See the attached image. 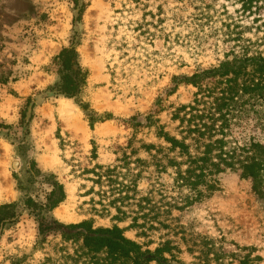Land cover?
<instances>
[{"label": "rangeland", "instance_id": "rangeland-1", "mask_svg": "<svg viewBox=\"0 0 264 264\" xmlns=\"http://www.w3.org/2000/svg\"><path fill=\"white\" fill-rule=\"evenodd\" d=\"M259 38L264 0H0V205L17 203L11 221L0 222V264H69L64 255L76 246L51 232L36 247L38 222L23 205L27 197L44 202L53 181L64 198L43 211L48 220L116 223L150 249L169 241L173 264H264V192L239 171L221 173L196 198L175 186L171 168L147 163L120 219L106 207L110 186L86 173L95 163L115 165L130 140L134 148L159 143L152 130L132 135L133 115L143 121L154 112L173 133L171 111L196 91L181 80L217 65L231 45ZM71 46L88 72L78 97L57 92L50 67ZM80 103L111 118L91 127ZM239 133L264 144L263 122L246 118ZM134 157L150 160L142 149ZM134 218L141 226L128 228Z\"/></svg>", "mask_w": 264, "mask_h": 264}, {"label": "trees", "instance_id": "trees-1", "mask_svg": "<svg viewBox=\"0 0 264 264\" xmlns=\"http://www.w3.org/2000/svg\"><path fill=\"white\" fill-rule=\"evenodd\" d=\"M243 1L251 4L253 0ZM72 2L78 6V0ZM84 8L82 3L78 12ZM145 25L138 23L136 26L141 28V35L149 33L143 28ZM223 57L217 65L198 69L181 80L194 86L196 91L191 103L171 111L170 120L176 122L173 133L154 112L144 115L143 121L133 115L126 120L132 135L143 129L152 130L159 143L142 142L134 148L130 140L129 151H124L115 165L95 163L86 169V173L93 174L92 181L104 180L110 186L109 194L113 197L106 207L114 205L118 213L116 219L121 218L119 214H125L123 203L129 198L130 190H134L133 182L147 163H152L158 172L171 168L175 186L187 187L196 198L214 190L218 176L226 170L239 171L241 177L249 178L254 189L263 194L264 144L252 135H238L237 131L246 118L264 124V38L235 43ZM50 67L59 73L58 93L67 97L80 96L88 72L80 65L75 47L62 48ZM80 105L87 112L86 119L91 127L102 119L111 118L110 114L98 115L87 103ZM139 149L145 151L151 161L141 157L132 159ZM63 198L62 185L53 181L44 202L31 197L23 201L38 222L36 247H40L46 235L52 232L76 246L72 254L64 255L69 264H173L176 261L169 241L150 249V243L142 244L127 237L126 229L116 223L105 227L94 226L90 220L64 224L46 219L43 211L52 209ZM16 207L15 202L0 205V222L11 221ZM136 220L134 218L128 228L141 226ZM11 264L22 262L17 259Z\"/></svg>", "mask_w": 264, "mask_h": 264}, {"label": "bare ground", "instance_id": "bare-ground-1", "mask_svg": "<svg viewBox=\"0 0 264 264\" xmlns=\"http://www.w3.org/2000/svg\"><path fill=\"white\" fill-rule=\"evenodd\" d=\"M63 112V111H62ZM66 118V117H65ZM77 125V124H76ZM81 125V124H80Z\"/></svg>", "mask_w": 264, "mask_h": 264}]
</instances>
